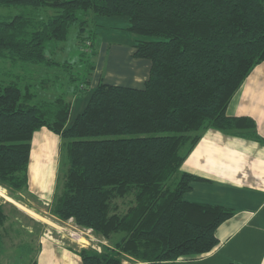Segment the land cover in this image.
<instances>
[{"label": "trees", "instance_id": "obj_1", "mask_svg": "<svg viewBox=\"0 0 264 264\" xmlns=\"http://www.w3.org/2000/svg\"><path fill=\"white\" fill-rule=\"evenodd\" d=\"M3 6L54 14L38 22L27 15L0 20V60L50 67L46 45L65 42L75 24L78 44L94 58L93 34L84 35L94 16L125 18L139 38L133 58L150 63L140 89L100 81L70 126V101H34L29 85L0 82V187L7 196L31 197V141L46 128L59 136L68 161L48 214L72 219L110 245L100 253L80 249L81 264H176L214 251L218 227L234 212L185 201L201 179L180 168L209 129L264 145L251 119L226 115L264 62V0H0ZM89 86L84 79L82 89ZM6 205L20 212L0 203V229Z\"/></svg>", "mask_w": 264, "mask_h": 264}, {"label": "crops", "instance_id": "obj_2", "mask_svg": "<svg viewBox=\"0 0 264 264\" xmlns=\"http://www.w3.org/2000/svg\"><path fill=\"white\" fill-rule=\"evenodd\" d=\"M134 43L135 40L121 45L112 41L108 46L102 45L103 56L99 55V66L92 74L95 77L93 87L90 80L92 90L100 81L122 86L124 80L129 85L123 86L137 89L144 86L150 63L133 58ZM109 48L111 53L104 75L102 60ZM115 72L118 76H114ZM226 115L251 119L257 135L264 140V62L245 78L229 102ZM60 147L61 139L48 129L35 132L29 168L34 157L38 161L44 152L52 160ZM180 171L201 179L192 183L190 191L183 196L185 201L220 206L234 212L233 217L216 231L217 248L187 264H264V145L209 129L187 156ZM28 177V194L39 202L50 203L51 195L48 199V193L37 188L38 174L28 173ZM32 212L36 214L35 210ZM177 263L185 264L186 261L178 260Z\"/></svg>", "mask_w": 264, "mask_h": 264}, {"label": "rangeland", "instance_id": "obj_3", "mask_svg": "<svg viewBox=\"0 0 264 264\" xmlns=\"http://www.w3.org/2000/svg\"><path fill=\"white\" fill-rule=\"evenodd\" d=\"M53 14L54 11L50 9L36 12L30 8L0 7V20H11L19 15H27L38 22ZM87 21L84 35L93 34L97 52L94 58L89 51H82L81 46L78 44L77 34L80 25L75 24L69 29L65 42H50L46 45L45 54L55 63L50 67L20 65L9 60H0L1 83L7 85L14 82L21 88L29 85V91L35 95L34 101L49 102L58 97L70 101L71 110L67 126L72 124L75 117L81 113L88 102L94 85L95 77L92 74L99 66V55L103 56L101 52L102 45L106 44L108 46L112 41L121 45H129L133 40L139 39L126 30L128 23L125 18L89 16ZM111 27H114L115 30H112ZM141 39L153 40L152 38ZM82 52H84V56L81 55ZM110 53L109 48L102 60L104 75L106 74L105 66L108 65ZM89 65L94 66L91 75L88 74ZM117 73L115 72L114 76H118ZM73 78L75 80H72ZM86 78L91 80L92 87L89 86L83 90L81 83ZM121 85L129 84L123 80ZM36 161L34 157L30 168L28 166V173L32 175L35 172L38 174L37 188L46 191L48 199L50 195L52 199L58 179H62L67 170L66 151L60 147L52 160L42 152L38 157V161ZM0 193L4 197H8L6 190L2 187H0ZM4 197H0L1 204L6 203L17 208L5 200ZM20 198L21 202L13 201L31 212L35 210L40 214L32 212L38 216V218H33L18 208L17 210L20 212L6 205L5 210L9 217L5 227L0 229V264H81L77 252L80 249H92L100 253L102 245L110 246L108 242L96 236L90 229L76 226L72 219L58 221L50 216L46 202H39L26 194L20 195ZM66 253L68 255H65ZM185 261V264L193 262L191 259ZM132 262V260L123 259V264H132ZM176 264L182 263L176 262Z\"/></svg>", "mask_w": 264, "mask_h": 264}, {"label": "bare ground", "instance_id": "obj_4", "mask_svg": "<svg viewBox=\"0 0 264 264\" xmlns=\"http://www.w3.org/2000/svg\"><path fill=\"white\" fill-rule=\"evenodd\" d=\"M136 70V69H135ZM0 197H4L1 193H0ZM5 200H7L8 202L12 203L13 205H15L18 209H20L21 211L26 212L28 215H30L33 218H38V216L34 215V213H32L31 211L27 210L26 208H24L23 206H21L20 204L14 202L12 199L8 198V197H4Z\"/></svg>", "mask_w": 264, "mask_h": 264}]
</instances>
